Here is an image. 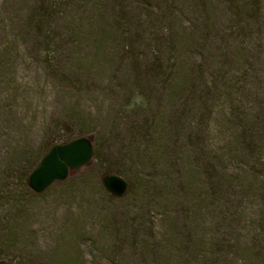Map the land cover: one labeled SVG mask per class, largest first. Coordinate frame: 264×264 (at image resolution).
<instances>
[{
	"label": "rangeland",
	"instance_id": "374dc122",
	"mask_svg": "<svg viewBox=\"0 0 264 264\" xmlns=\"http://www.w3.org/2000/svg\"><path fill=\"white\" fill-rule=\"evenodd\" d=\"M0 264H264V0H0Z\"/></svg>",
	"mask_w": 264,
	"mask_h": 264
},
{
	"label": "water",
	"instance_id": "95a60500",
	"mask_svg": "<svg viewBox=\"0 0 264 264\" xmlns=\"http://www.w3.org/2000/svg\"><path fill=\"white\" fill-rule=\"evenodd\" d=\"M93 157L94 145L88 138L55 146L31 174L29 186L34 192L43 193L54 183L66 181L71 171L87 166ZM104 187L113 195L122 197L128 189V183L119 176L110 175L105 178Z\"/></svg>",
	"mask_w": 264,
	"mask_h": 264
}]
</instances>
